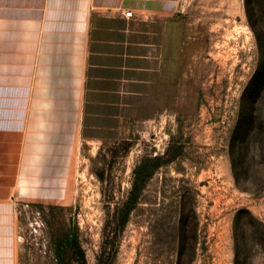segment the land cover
<instances>
[{
    "label": "rangeland",
    "instance_id": "374dc122",
    "mask_svg": "<svg viewBox=\"0 0 264 264\" xmlns=\"http://www.w3.org/2000/svg\"><path fill=\"white\" fill-rule=\"evenodd\" d=\"M177 14L171 107L71 156L0 157V264H264V0Z\"/></svg>",
    "mask_w": 264,
    "mask_h": 264
},
{
    "label": "crops",
    "instance_id": "0c3cea01",
    "mask_svg": "<svg viewBox=\"0 0 264 264\" xmlns=\"http://www.w3.org/2000/svg\"><path fill=\"white\" fill-rule=\"evenodd\" d=\"M179 2L0 0V157L71 156L171 107Z\"/></svg>",
    "mask_w": 264,
    "mask_h": 264
},
{
    "label": "trees",
    "instance_id": "16d2710c",
    "mask_svg": "<svg viewBox=\"0 0 264 264\" xmlns=\"http://www.w3.org/2000/svg\"><path fill=\"white\" fill-rule=\"evenodd\" d=\"M247 11H248V13H249V17H250V20H251V25H252V27H253V29L257 32V29H256V26H255V24L252 22V19H251V11H250V9H249V7L247 6ZM258 33V32H257ZM135 190H137V189H135ZM134 189H133V192L135 191ZM128 203L129 202H127V205H128Z\"/></svg>",
    "mask_w": 264,
    "mask_h": 264
},
{
    "label": "built area",
    "instance_id": "2783aa9c",
    "mask_svg": "<svg viewBox=\"0 0 264 264\" xmlns=\"http://www.w3.org/2000/svg\"><path fill=\"white\" fill-rule=\"evenodd\" d=\"M125 14H126L127 16H129V17L133 16V12H132V11H127Z\"/></svg>",
    "mask_w": 264,
    "mask_h": 264
}]
</instances>
